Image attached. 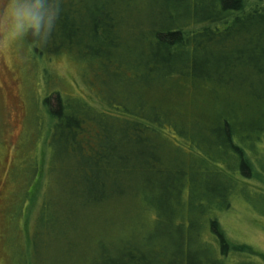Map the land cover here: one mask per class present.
<instances>
[{"label": "trees", "instance_id": "obj_1", "mask_svg": "<svg viewBox=\"0 0 264 264\" xmlns=\"http://www.w3.org/2000/svg\"><path fill=\"white\" fill-rule=\"evenodd\" d=\"M260 1L60 0L56 31L32 48L79 62L94 102L44 94L49 157L32 240L62 218L126 231L100 242L98 264H264L217 218L259 190L247 184L253 167L264 173ZM207 83L246 99L203 104ZM253 208L264 217V204Z\"/></svg>", "mask_w": 264, "mask_h": 264}, {"label": "rangeland", "instance_id": "obj_2", "mask_svg": "<svg viewBox=\"0 0 264 264\" xmlns=\"http://www.w3.org/2000/svg\"><path fill=\"white\" fill-rule=\"evenodd\" d=\"M244 1L248 6L261 2ZM5 2L0 0V5ZM80 68L82 65L65 53L40 56L26 41L9 42L0 28V264H98L95 250L100 242L108 249L110 242L126 233L110 223L71 229L60 218L42 231L41 239H31L49 157L51 121L42 99L45 92L57 90L65 97L94 102L81 81ZM201 86L205 96L200 99L196 87L193 101L200 99L203 104L214 102L223 107L215 101L217 97L222 102L230 96L241 104L246 99L243 92L232 88L218 89L210 83ZM258 148L264 153V141ZM248 183L261 191L255 190L247 200L233 196L230 207L218 212L217 218L230 244L264 263V217L253 208L254 204H264V173L253 167ZM116 215L119 221L121 215ZM80 232L90 237L79 239Z\"/></svg>", "mask_w": 264, "mask_h": 264}, {"label": "clouds", "instance_id": "obj_3", "mask_svg": "<svg viewBox=\"0 0 264 264\" xmlns=\"http://www.w3.org/2000/svg\"><path fill=\"white\" fill-rule=\"evenodd\" d=\"M60 0H6L0 5V28L9 42L40 47L58 26Z\"/></svg>", "mask_w": 264, "mask_h": 264}]
</instances>
